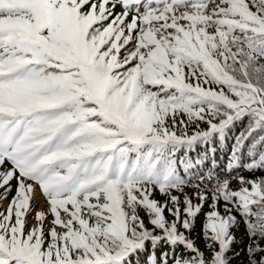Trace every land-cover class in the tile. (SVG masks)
<instances>
[{
	"label": "snow or ice",
	"instance_id": "1",
	"mask_svg": "<svg viewBox=\"0 0 264 264\" xmlns=\"http://www.w3.org/2000/svg\"><path fill=\"white\" fill-rule=\"evenodd\" d=\"M237 262L264 264V0H0V264Z\"/></svg>",
	"mask_w": 264,
	"mask_h": 264
},
{
	"label": "trees",
	"instance_id": "2",
	"mask_svg": "<svg viewBox=\"0 0 264 264\" xmlns=\"http://www.w3.org/2000/svg\"><path fill=\"white\" fill-rule=\"evenodd\" d=\"M239 130L240 129L238 128L236 131L239 132ZM231 144H232V140L229 139L228 140V146L227 147L223 148L222 151L220 149L217 150V152H216V160H217V162L219 164V168L217 169V171H221L224 168V166H225V164L227 162V159H228V155L230 153ZM199 151H202V149L198 145L197 146V152H199ZM191 155L192 156H195L196 155V152L191 153ZM205 167H208V165H205ZM241 174L244 175L245 177H247L249 175L247 172H242ZM257 175H259V173H257ZM187 191H191V190L189 189ZM157 198L160 199V200H163V197L157 196ZM205 210H207V208ZM202 220H203V217L202 216L200 218H198L197 224H196V229L193 232V236L195 238H197L198 240L200 238V230H201ZM242 231L243 230L241 229V232ZM237 235L239 236L240 234L238 233ZM201 247H203V244L202 243H201ZM243 258H244L243 257V254H241V259H243ZM237 264H239V262H237Z\"/></svg>",
	"mask_w": 264,
	"mask_h": 264
},
{
	"label": "rangeland",
	"instance_id": "3",
	"mask_svg": "<svg viewBox=\"0 0 264 264\" xmlns=\"http://www.w3.org/2000/svg\"><path fill=\"white\" fill-rule=\"evenodd\" d=\"M233 188H236L238 187L239 185L236 183V181H232V185H231ZM42 206V205H41ZM3 207H7V202L5 201L3 203Z\"/></svg>",
	"mask_w": 264,
	"mask_h": 264
}]
</instances>
